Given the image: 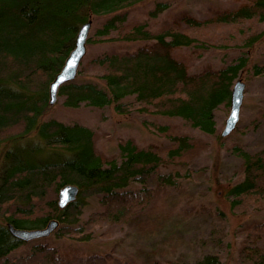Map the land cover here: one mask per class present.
<instances>
[{"label": "trees", "instance_id": "1", "mask_svg": "<svg viewBox=\"0 0 264 264\" xmlns=\"http://www.w3.org/2000/svg\"><path fill=\"white\" fill-rule=\"evenodd\" d=\"M137 1L141 0H0V264H135L127 258L67 259L42 242L26 258H12V251L24 241L10 232L8 223L35 228L57 218L63 223L59 230L86 239L96 224H124L143 210L154 213L149 203L158 186L174 185L179 173H162L158 168L171 160L188 162L205 146L194 134L152 122L169 143L139 146L127 138L119 143V155L107 156L96 150L95 132L89 126L41 119L52 105L49 85L74 47L79 26L91 14L110 16L88 42L140 43L132 49L112 45L85 60L79 69L85 78L59 87L64 105L114 103L121 111V99L133 96L137 109L179 116L205 133L215 131V110L230 105L232 85L246 57L191 71L181 50L192 46L200 54L238 36L252 43L259 34L251 30L264 24V0H239L236 6L204 18L184 11L152 27L147 21H127L126 12L119 11ZM166 6L157 2L150 14ZM253 71L264 75V63L254 64ZM6 137L11 139L3 141ZM232 150L241 159L243 177L226 190L231 205L264 207V147L252 151L233 145ZM151 178L158 181L156 188L149 185ZM134 181L139 186L129 187ZM66 183L77 184L79 193L60 207L57 193ZM91 195L98 197L102 209L82 220V207ZM159 219L147 222L157 226ZM250 226L259 230L264 221ZM258 239L256 235L244 241L240 264H264V245ZM144 264L176 263L156 257ZM183 264L226 263L218 252H207Z\"/></svg>", "mask_w": 264, "mask_h": 264}, {"label": "rangeland", "instance_id": "2", "mask_svg": "<svg viewBox=\"0 0 264 264\" xmlns=\"http://www.w3.org/2000/svg\"><path fill=\"white\" fill-rule=\"evenodd\" d=\"M157 2L167 6L156 15H151ZM239 0H141L124 6L127 21H147L152 27L170 21L181 12H189L204 18L217 9L231 8ZM91 14L89 36L94 37L95 29L108 17ZM259 37L246 44L238 36L228 45H211L200 54L192 46L181 50L189 60L191 71H200L211 65L219 67L234 61L239 55L245 56V65L238 76L245 82L240 116L236 127L222 135L230 105H220L214 112L215 131L205 133L191 126L179 116L153 114L137 109L133 96L121 99V111L113 104L92 106L82 103L77 107L63 104L64 97L57 95L41 119L56 118L66 123L79 122L94 130V146L107 156L119 155V143L127 138L139 146L152 143L167 144V136L157 132L152 122L172 125L173 132L186 131L205 142V146L188 162L171 160L161 165L160 172L175 174V183L159 185L156 196L149 203L156 211L143 210L130 222L96 224L86 239L77 233L57 228L49 235L24 241L15 248L11 257L26 258L38 243L52 247L56 254L70 259H97L111 262L114 258H127L135 264H144L148 259H169L173 263H192L207 252H218L226 264H240L239 253L244 241L258 235V243L264 245V228L259 230L251 225L264 221L263 206H232L226 190L243 177L241 159L232 150L239 145L249 150L264 147V75L255 74L254 64L264 63V24L251 30ZM139 41L88 42L81 65L90 56L116 45L125 49L136 47ZM75 79L85 77L79 72ZM11 138H4L9 141ZM158 181L151 178L149 185L157 187ZM132 182L129 187L137 188ZM82 207V220L91 213L102 209L97 196L86 198ZM162 215V217L160 216ZM161 218L157 226L148 219Z\"/></svg>", "mask_w": 264, "mask_h": 264}, {"label": "water", "instance_id": "3", "mask_svg": "<svg viewBox=\"0 0 264 264\" xmlns=\"http://www.w3.org/2000/svg\"><path fill=\"white\" fill-rule=\"evenodd\" d=\"M92 20L89 18L83 22L77 31L74 47L69 52L60 71L57 72L49 85V103L53 104L58 95L59 87L76 78L82 58L86 53L87 40ZM245 82L241 78H237L231 89L230 110L226 118L225 127L222 135L229 134L237 125L240 116V107L244 95ZM79 193L77 184L66 183L62 185L57 193V201L60 207H64L70 201L76 199ZM59 225L57 218L50 219L45 226L35 228L15 227L12 223H8L10 232L23 241L39 238L49 235Z\"/></svg>", "mask_w": 264, "mask_h": 264}]
</instances>
